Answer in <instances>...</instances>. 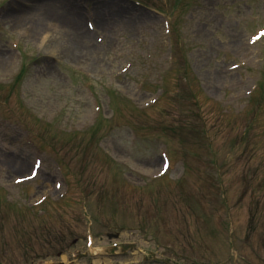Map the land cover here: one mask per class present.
I'll list each match as a JSON object with an SVG mask.
<instances>
[{"label": "rangeland", "instance_id": "rangeland-1", "mask_svg": "<svg viewBox=\"0 0 264 264\" xmlns=\"http://www.w3.org/2000/svg\"><path fill=\"white\" fill-rule=\"evenodd\" d=\"M138 236L264 264V0H0V264Z\"/></svg>", "mask_w": 264, "mask_h": 264}, {"label": "bare ground", "instance_id": "bare-ground-1", "mask_svg": "<svg viewBox=\"0 0 264 264\" xmlns=\"http://www.w3.org/2000/svg\"><path fill=\"white\" fill-rule=\"evenodd\" d=\"M64 8H62V10H61V12H62V14L63 15H66V11L65 10H63ZM72 15L74 16H76V18L79 16V12H78V10H77V8H76V6H75V8L74 9H72ZM97 16H99L98 14H97ZM37 23L39 22V23H41V20H40V18L36 21ZM98 26H100L99 25V23L97 24ZM34 27V28H33ZM37 27H35V26H33L32 25V29L31 30H34V29H36ZM81 34H82V36L83 37H88V35L86 34V31H81ZM59 41H60V37L59 38H57ZM70 49V52H72L73 54H75V52H74V49L72 48V47H70L69 48ZM91 50L89 49V48H86V47H84V48H79L78 49V54H80L79 56H85L86 55V52L87 53H89ZM91 54V53H90ZM24 164H21L20 166H23Z\"/></svg>", "mask_w": 264, "mask_h": 264}, {"label": "flooded vegetation", "instance_id": "flooded-vegetation-1", "mask_svg": "<svg viewBox=\"0 0 264 264\" xmlns=\"http://www.w3.org/2000/svg\"><path fill=\"white\" fill-rule=\"evenodd\" d=\"M122 260L128 259L129 257L127 256H121ZM129 262H131V260H129Z\"/></svg>", "mask_w": 264, "mask_h": 264}]
</instances>
